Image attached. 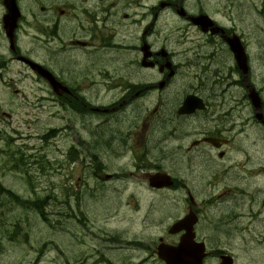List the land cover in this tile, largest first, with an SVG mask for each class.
<instances>
[{
    "label": "flooded vegetation",
    "instance_id": "obj_1",
    "mask_svg": "<svg viewBox=\"0 0 264 264\" xmlns=\"http://www.w3.org/2000/svg\"><path fill=\"white\" fill-rule=\"evenodd\" d=\"M15 1L11 52L0 0L8 54L0 55V74L9 65L20 80V66L30 69L20 55L46 69L58 86L26 74L55 117L76 123L84 172L110 175V184L95 186L104 199L78 201L102 207L103 220L94 224L93 207L81 216L91 239L76 264H168L163 252L190 264H264V148L256 155L247 137L248 130L264 136V120L227 45L236 30L202 0ZM201 14L221 31L189 20ZM240 39L264 117V85L256 83L250 43ZM188 98L199 106L179 114ZM52 128L63 137V126ZM157 173L174 184L151 186ZM108 188L112 199L101 192ZM72 208L70 199V218Z\"/></svg>",
    "mask_w": 264,
    "mask_h": 264
},
{
    "label": "rangeland",
    "instance_id": "obj_2",
    "mask_svg": "<svg viewBox=\"0 0 264 264\" xmlns=\"http://www.w3.org/2000/svg\"><path fill=\"white\" fill-rule=\"evenodd\" d=\"M214 7L217 9L218 13H222L223 15H219L220 19L225 18L227 23L234 27L240 34L244 36V40L248 41L251 45V55L253 60V66L256 69V83L259 86L264 85V0H202V4ZM229 7V8H228ZM209 10V8H207ZM0 55L4 58L8 57L5 50V43L2 35L0 34ZM31 56H36V54L32 53ZM9 73L17 74V69L12 68V66L7 67ZM21 71V69H20ZM23 73L20 74V77ZM13 78V75H12ZM10 76L4 73L2 75V81H9ZM16 81V80H14ZM1 83V80H0ZM32 80L27 78L23 81V78L20 80V87L27 86L33 87ZM18 89L17 87H14ZM10 89H6L5 86L1 88L0 86V183L8 188L13 189L17 194L22 196L23 198H30L32 196L31 191L28 190V184L26 183V179H21L20 170L13 171L8 163V157L11 154H6L2 152V150H11L8 153H14L17 156L16 149H18L22 145V138L20 141L17 140L9 141V137L15 135V131H25L26 134L30 133V130H33L37 133H40V137L43 131L49 125L50 120L48 119V112H42L39 109L37 99V106L35 107L33 103L28 106V102L30 99L34 100L31 95H29L30 91L25 89V94H20L21 98L17 99L15 96L9 94ZM13 93H17V91H13ZM36 98V96H35ZM24 100V101H23ZM27 107V108H25ZM166 117V115H163ZM38 118V120H37ZM30 125V130L26 128V125ZM185 126L186 124H182ZM22 134V133H21ZM39 140H32V146L36 149H41L44 147L43 153L47 154L49 161L51 162L50 157V149L42 145ZM247 137L249 139V144L253 150L258 153L263 151L264 144L261 140H264V136L262 133L256 130H248ZM25 152V150L23 151ZM30 153V151L28 152ZM10 160V159H9ZM47 167V164H44ZM37 167V165H35ZM20 169V168H18ZM37 168H32L31 173L35 172ZM49 168L42 173L40 170L35 172L34 182L37 184L38 192L44 194L47 193H59L58 188L61 186L62 176L55 177L53 172H50ZM29 173V174H31ZM184 175L182 174V177ZM93 185H97L93 183ZM111 188L101 190L102 193L108 192ZM122 194V192H121ZM129 194V192H127ZM114 198L113 195H109L106 193V199ZM61 199V198H57ZM1 200H3L1 198ZM51 214L50 219H52L53 223H57V220L52 217L53 213H58L57 208L53 206L47 208L46 212ZM31 213H28L30 215ZM6 215V214H5ZM21 215V213H20ZM18 217V212L14 211L10 215L2 218L0 220V228L4 229L6 226H10L14 224L16 218ZM14 219V220H13ZM32 225L23 224L24 227L29 232V240L26 243L23 240L15 241L16 245L10 244L5 241L1 247L2 251H0V264H29L34 260L35 256V248L39 245V248L42 247L41 244L51 242L58 243L59 248L63 253H61L60 261H66L65 259H79L80 255H85V252H88V241L86 238L82 237V231L75 226L77 224H73V226L77 229H71L69 224L71 222H67L65 219H61L62 225H60L61 230L58 229L56 224L54 230H51L46 224L38 223V220L35 218ZM100 222V221H99ZM60 223V222H59ZM21 225V224H20ZM72 231V236L69 234V231ZM1 233V231H0ZM26 233V232H25ZM63 236V238H60ZM89 236V235H88ZM60 238V239H59ZM51 257L45 256L42 260L41 264H50ZM72 261V260H70Z\"/></svg>",
    "mask_w": 264,
    "mask_h": 264
},
{
    "label": "water",
    "instance_id": "obj_3",
    "mask_svg": "<svg viewBox=\"0 0 264 264\" xmlns=\"http://www.w3.org/2000/svg\"><path fill=\"white\" fill-rule=\"evenodd\" d=\"M4 6L6 7L7 10V14L3 17V29L5 31V35L8 38L9 42H10V49L13 50V40H14V31L17 27V20L19 18V12L18 9L15 5V0H4L3 2ZM205 19H207L206 17H200L198 18V20H195V22H197L198 24H200L202 27L207 26V22L205 21ZM208 22L210 23L209 25L213 24L208 20ZM214 32L218 31L217 28L213 29ZM228 44L230 46V49L234 55V59L238 65V67L243 71L246 72V66H245V56L242 50V47L240 46L239 40L238 38L234 37L230 40H228ZM33 69H38V67L32 63H30ZM39 74L44 77L47 78L50 82V76L45 73V72H39ZM252 104L254 106V108L256 110H258V108L260 107V101L259 98L257 96V94L251 89L250 91V96ZM194 104V106H193ZM199 105L195 102H192V100L190 98H188L185 103L183 108L180 110L181 112H185V113H192L194 111V109L196 107H198ZM256 118L258 120H262V117L260 114H256ZM263 121V120H262ZM182 224V223H181ZM179 247H185L184 244H182V246ZM176 250V249H175ZM163 259L168 263V264H186L185 262H181L179 260V256H174L171 253H163L162 255ZM182 256V255H181ZM190 264V263H189Z\"/></svg>",
    "mask_w": 264,
    "mask_h": 264
},
{
    "label": "trees",
    "instance_id": "obj_4",
    "mask_svg": "<svg viewBox=\"0 0 264 264\" xmlns=\"http://www.w3.org/2000/svg\"><path fill=\"white\" fill-rule=\"evenodd\" d=\"M13 167V169L14 170H18V168H21L22 167V165L24 164V162L19 158H16V157H14V156H12L11 157V163H10ZM21 171V170H20ZM4 191H2V189H0V194L1 193H3ZM8 194H11V196H12V198H13V193L11 192H8ZM25 202H27V201H25ZM16 203L18 204V202L16 201ZM28 203V207L31 209V208H33V209H38L39 211L37 212L38 214H39V216L40 217H42L43 218V220H45V221H47V217H46V213L44 212V206H43V200H36L35 202H33V203H29V202H27ZM20 204H24V202H23V199L22 198H20ZM20 204H18V205H20ZM29 208H26V207H23L22 209H25V210H28ZM27 220V219H26ZM49 225H50V223H49ZM11 226H13V228L15 229V230H18L19 229V221L18 220H15V223L14 224H12ZM13 229V230H14ZM6 233L7 234H11L12 233V230L11 231H9V230H6Z\"/></svg>",
    "mask_w": 264,
    "mask_h": 264
}]
</instances>
